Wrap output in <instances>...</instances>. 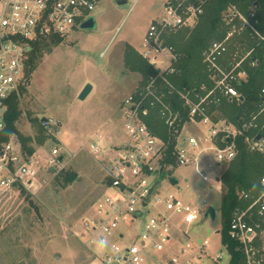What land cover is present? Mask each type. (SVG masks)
Returning a JSON list of instances; mask_svg holds the SVG:
<instances>
[{
	"label": "built area",
	"instance_id": "1",
	"mask_svg": "<svg viewBox=\"0 0 264 264\" xmlns=\"http://www.w3.org/2000/svg\"><path fill=\"white\" fill-rule=\"evenodd\" d=\"M207 1L165 2L163 14L149 23L138 49L156 73L121 101L123 140L104 148L97 136L89 144L90 153L103 159V179L102 191L80 218V236L90 256L88 264H199L203 260L227 264L229 260L225 244H222L224 252L219 249L213 253L208 239H186L188 227L201 215L199 208L173 192L157 190L162 174L174 166L165 162L171 139L175 165L196 166L205 152H211L221 165L235 157L236 140L243 129L257 127V119L264 117V85L258 110L242 127L223 117H213L211 107L222 97L242 96L235 84L246 80L248 75L244 63L252 47L233 40L241 29L234 25L202 52L210 84L201 83L194 91L183 90L170 78L176 71L174 61L178 54L167 37L179 27L193 24ZM97 2L0 0V131L5 126L7 101L25 81L30 41L50 33L66 36L91 16ZM225 16L228 23L237 16L252 35L263 38L255 26L254 10L244 15L230 6ZM175 95L181 101L183 120L182 109L171 101ZM152 115L165 125L168 138L161 137L149 125L146 119ZM44 123L56 121L47 118ZM261 128L264 129V124ZM253 139L254 136L246 137L249 149L264 151L259 145L264 136L258 142ZM50 154L44 162L49 169L56 164L59 149L53 147ZM38 171L36 155H26L11 141L2 144L0 189L21 186L35 190ZM196 172L203 180L211 179L199 168ZM238 198L241 204L231 212L228 235L237 241L243 253L241 264H264V174L257 189H241ZM142 216L143 222L137 225ZM225 254L228 259L222 263Z\"/></svg>",
	"mask_w": 264,
	"mask_h": 264
},
{
	"label": "rangeland",
	"instance_id": "2",
	"mask_svg": "<svg viewBox=\"0 0 264 264\" xmlns=\"http://www.w3.org/2000/svg\"><path fill=\"white\" fill-rule=\"evenodd\" d=\"M121 1L98 0L91 12L95 26L77 25L69 31L51 52L44 53L25 84L16 124L21 134L32 137L39 171L35 190L0 189V264H88L80 218L102 191L103 179V159L90 153L89 144L99 136L101 146L109 148L123 136L121 101L142 79L124 63L126 45L138 52L149 23L161 17L167 0ZM87 83L91 89L78 98ZM29 115L53 118L56 124L42 121L40 130ZM40 136L42 143L36 141ZM8 141L23 150L16 134ZM53 147L59 154L49 169L44 162ZM221 165L205 152L196 166L174 165L165 171L157 188L199 208L201 215L188 227L186 239H208L213 253L223 249L219 231L223 189L216 180ZM197 168L211 179L203 180ZM62 171L75 175L65 186L56 181ZM170 177L177 183H170ZM209 205L215 215L203 217ZM227 259L225 254L222 263Z\"/></svg>",
	"mask_w": 264,
	"mask_h": 264
},
{
	"label": "trees",
	"instance_id": "3",
	"mask_svg": "<svg viewBox=\"0 0 264 264\" xmlns=\"http://www.w3.org/2000/svg\"><path fill=\"white\" fill-rule=\"evenodd\" d=\"M230 6H234L244 15H247L250 10H254L257 19L255 26L263 38L252 35L250 29L242 25L237 16L233 17L232 21L228 23L225 13ZM232 25L237 29L241 28L239 33L234 35L233 40L248 48L252 47L250 56L244 63L248 74L247 78L235 84L243 98L229 99L222 97L219 102L213 104L211 110L215 119L223 117L237 127H242L252 114L258 110L259 103L263 99L260 89L264 85V0H208L204 5L203 12L199 14L193 24L183 25L167 37V41L174 46L178 54L174 61L176 71L170 78L178 89L183 90L191 89L194 91L201 83L210 84L202 52L213 40L223 38ZM62 37L50 33L40 35L30 41L25 67V81L18 92L14 93L7 101L4 114L5 126L0 131V148L3 143L9 140L12 134H16L21 142L23 153L30 155L34 151L31 144L32 137L21 134L16 124L22 113L20 100L30 74L36 69L44 53L51 52L52 47L58 45ZM249 61H253L254 64H250ZM124 63L130 70L138 71L141 74L140 83H143L149 75L156 73V69L131 45H126ZM171 101L175 107L182 109L181 101L177 95L173 96ZM184 117L183 111L182 120ZM29 120L36 122L42 130L44 124L42 120L31 115H29ZM146 120L161 137L164 139L169 137L165 125L154 115ZM262 124H264V117H259L257 127L243 129L236 140L237 153L235 157L230 161L223 162V165H221L219 182L223 194L220 236L222 244L227 246L230 254L227 264H241L243 261V253L239 249L237 241L228 235V228L233 208L237 204H241L238 192L241 189H257L259 178L264 174V151L259 149L250 150L246 140L247 136L252 137L261 132L263 130L261 128ZM171 140L167 148L165 162L175 165L174 143L173 139ZM36 141L42 143L44 137L40 136ZM56 178V181L65 186L75 179V175L72 171H62L57 174Z\"/></svg>",
	"mask_w": 264,
	"mask_h": 264
},
{
	"label": "water",
	"instance_id": "4",
	"mask_svg": "<svg viewBox=\"0 0 264 264\" xmlns=\"http://www.w3.org/2000/svg\"><path fill=\"white\" fill-rule=\"evenodd\" d=\"M120 2H123L120 0ZM96 24V20L95 17L93 15L89 16L88 18H86L85 20H83L80 24L81 28H93ZM91 89V84L87 83L83 89L81 90V92L78 94V98L82 99L86 96V94L89 92V90ZM243 96H240L239 99H242ZM42 121H46L47 118L46 117H42L41 118ZM264 136V129L261 132L256 133V135L254 136V141H260V139ZM260 147L264 150V140H262V143L259 144ZM218 180V177H217ZM170 183L175 184L177 183V179L175 177H170L169 179ZM203 217L210 215V216H214L215 215V210L213 208V206L209 205L207 206V208L203 211Z\"/></svg>",
	"mask_w": 264,
	"mask_h": 264
},
{
	"label": "crops",
	"instance_id": "5",
	"mask_svg": "<svg viewBox=\"0 0 264 264\" xmlns=\"http://www.w3.org/2000/svg\"><path fill=\"white\" fill-rule=\"evenodd\" d=\"M123 140V136L122 137H119L116 141H114V143H119ZM217 165H220L217 163ZM217 177H218V180H217ZM216 177V180L219 181V175ZM199 264H209L208 260H203L201 263Z\"/></svg>",
	"mask_w": 264,
	"mask_h": 264
},
{
	"label": "clouds",
	"instance_id": "6",
	"mask_svg": "<svg viewBox=\"0 0 264 264\" xmlns=\"http://www.w3.org/2000/svg\"><path fill=\"white\" fill-rule=\"evenodd\" d=\"M103 244H104V241H101V242H100V245L103 246Z\"/></svg>",
	"mask_w": 264,
	"mask_h": 264
}]
</instances>
